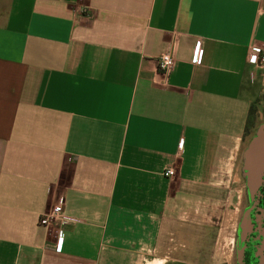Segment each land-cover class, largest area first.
<instances>
[{
	"label": "crops",
	"instance_id": "obj_1",
	"mask_svg": "<svg viewBox=\"0 0 264 264\" xmlns=\"http://www.w3.org/2000/svg\"><path fill=\"white\" fill-rule=\"evenodd\" d=\"M253 46L264 0H0V264H212L264 124Z\"/></svg>",
	"mask_w": 264,
	"mask_h": 264
},
{
	"label": "flooded vegetation",
	"instance_id": "obj_2",
	"mask_svg": "<svg viewBox=\"0 0 264 264\" xmlns=\"http://www.w3.org/2000/svg\"><path fill=\"white\" fill-rule=\"evenodd\" d=\"M245 203L236 221L230 247L232 264H264V179L246 185Z\"/></svg>",
	"mask_w": 264,
	"mask_h": 264
},
{
	"label": "rangeland",
	"instance_id": "obj_3",
	"mask_svg": "<svg viewBox=\"0 0 264 264\" xmlns=\"http://www.w3.org/2000/svg\"><path fill=\"white\" fill-rule=\"evenodd\" d=\"M240 173L239 171L237 172L234 182L230 186L221 189L222 196L220 198L224 201L217 205L219 208L217 212L215 211V220L206 218L203 221L204 225L208 228H205L201 232L202 237L199 238V241L204 242L206 246H210L208 243L211 242V245L214 246L215 250L213 252L215 257L212 264H232L229 249L234 237L235 222L239 215V212L237 214L235 212L236 208L238 210L240 205H244L246 195V188ZM195 252L190 251V256L193 257L191 254ZM173 253L176 252L174 251ZM174 258L179 257L174 256Z\"/></svg>",
	"mask_w": 264,
	"mask_h": 264
},
{
	"label": "built area",
	"instance_id": "obj_4",
	"mask_svg": "<svg viewBox=\"0 0 264 264\" xmlns=\"http://www.w3.org/2000/svg\"><path fill=\"white\" fill-rule=\"evenodd\" d=\"M249 57L252 63L256 66L262 67L264 66V53L261 52V49L257 46L250 47L249 49ZM202 59V51L200 49L199 44L196 45L194 52H193V62L196 65L201 63ZM157 69L158 71L163 74L167 75L170 73L174 66V58L171 52L169 51H162L157 57ZM163 176L166 178H171L174 176V170L172 167H169L163 171ZM62 212V201L51 208L49 212L42 215L39 220L38 224L44 228L49 227L57 218L60 217ZM63 238L61 234H57L55 239V251L60 252L62 247Z\"/></svg>",
	"mask_w": 264,
	"mask_h": 264
},
{
	"label": "water",
	"instance_id": "obj_5",
	"mask_svg": "<svg viewBox=\"0 0 264 264\" xmlns=\"http://www.w3.org/2000/svg\"><path fill=\"white\" fill-rule=\"evenodd\" d=\"M251 167L248 179L250 187H254L262 182L264 176V124H262L252 141L250 148Z\"/></svg>",
	"mask_w": 264,
	"mask_h": 264
}]
</instances>
